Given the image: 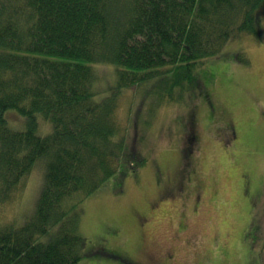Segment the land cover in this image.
<instances>
[{
    "label": "trees",
    "instance_id": "trees-1",
    "mask_svg": "<svg viewBox=\"0 0 264 264\" xmlns=\"http://www.w3.org/2000/svg\"><path fill=\"white\" fill-rule=\"evenodd\" d=\"M263 9L264 0H0V204L45 162L33 214L0 225V264H77L91 250L128 264L99 244L85 250L77 228L82 199L143 161L125 138L131 133L114 131L116 94L172 73L191 80L228 39L262 37ZM101 62L115 71L103 93L94 69Z\"/></svg>",
    "mask_w": 264,
    "mask_h": 264
},
{
    "label": "rangeland",
    "instance_id": "rangeland-1",
    "mask_svg": "<svg viewBox=\"0 0 264 264\" xmlns=\"http://www.w3.org/2000/svg\"><path fill=\"white\" fill-rule=\"evenodd\" d=\"M260 15L262 37L228 39L191 80L172 73L161 87L157 81L116 94L114 131L122 125L131 133L125 138L143 161L80 202L85 250L99 244L128 264H264V9ZM94 69L107 92L113 65ZM38 122L50 131L48 121ZM34 164L0 204V225H22L33 214L45 162ZM91 252L77 264H123Z\"/></svg>",
    "mask_w": 264,
    "mask_h": 264
}]
</instances>
